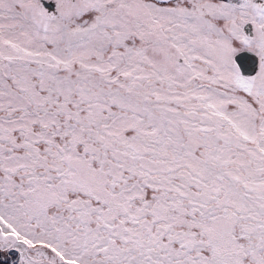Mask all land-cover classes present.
Wrapping results in <instances>:
<instances>
[{"label":"snow or ice","instance_id":"6c2138e0","mask_svg":"<svg viewBox=\"0 0 264 264\" xmlns=\"http://www.w3.org/2000/svg\"><path fill=\"white\" fill-rule=\"evenodd\" d=\"M0 264H264V0H0Z\"/></svg>","mask_w":264,"mask_h":264}]
</instances>
